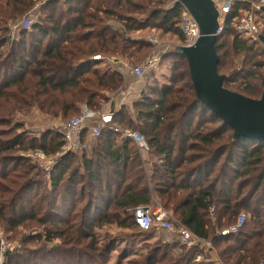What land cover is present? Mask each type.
Wrapping results in <instances>:
<instances>
[{"label": "trees", "instance_id": "1", "mask_svg": "<svg viewBox=\"0 0 264 264\" xmlns=\"http://www.w3.org/2000/svg\"><path fill=\"white\" fill-rule=\"evenodd\" d=\"M38 1L0 0V100L6 111L30 104L52 118L76 115L83 104L98 111L107 100L105 92L117 91L123 82L120 70L106 60L123 58L135 65L152 50L147 39L132 33L158 30L183 41L180 6L173 0H45L38 19L18 27L10 38L11 25ZM250 8L248 2L232 1L215 50L223 86L230 89L233 77L242 74L244 86H235L242 91L234 92L258 98L264 92V60L257 57L264 56V46L236 30L238 18ZM231 55H242L251 70L225 74L233 69ZM160 58L172 59L166 82L135 102L132 113L122 106L112 114L87 147V127L74 152L61 153L63 134L52 130L27 140L23 134L0 138V224L13 232L8 238L18 245L4 264H40L49 254L58 258L56 264H107L109 249L99 246L94 229L115 223L149 231L139 228L133 212L152 193L181 224L216 248L218 257L193 247L156 258V248L127 264L264 262V140L233 138V130L197 99L185 57L172 48ZM113 126L143 135L149 146L144 161L129 139L117 141ZM26 150L59 154L46 178H27L29 164L25 173H15L14 166L28 163L17 155ZM143 162L150 164L148 176ZM211 207L215 222L209 218ZM243 212L248 220L236 233H219ZM30 223L43 232L21 236L18 229ZM170 243L172 249L180 246L175 240L162 245ZM198 252L205 258L195 261Z\"/></svg>", "mask_w": 264, "mask_h": 264}, {"label": "rangeland", "instance_id": "2", "mask_svg": "<svg viewBox=\"0 0 264 264\" xmlns=\"http://www.w3.org/2000/svg\"><path fill=\"white\" fill-rule=\"evenodd\" d=\"M257 1V0H255ZM40 1L36 2V4L30 9V11L26 12L24 16L18 18L16 21L17 23L11 25V32H10V38H14L16 36V29L20 26H22V19L23 18H30L32 21H35L38 19L39 14L41 13L39 6H40ZM217 7L218 9L221 8V2L217 0ZM256 19L257 21H260V29L262 32H264V15L261 12L256 13ZM156 33L151 35V38L155 39L158 44H169L174 41V43L181 44V40L178 38L177 35L173 34H162L158 30H154ZM180 33V32H179ZM138 36L136 33H132L131 37ZM226 39V37H224ZM228 41V38L226 39ZM177 45V44H176ZM165 47V46H164ZM174 47V46H173ZM168 52V51H167ZM166 52V53H167ZM151 53V52H150ZM165 54V53H164ZM231 64H233V69H231L229 72H225V74H233L236 72H239L241 70H251L249 69V66L246 65L245 59L242 55H231ZM150 54L147 56L146 60L140 62L144 64L143 67V73L146 72V76H149V73L151 74L150 70H153L152 67H150L149 62L151 61ZM259 60H264V56L257 57ZM110 65H113L111 60H106ZM172 59L168 60H161V58L158 59V62L160 64L159 67V76L157 75V78L163 79V76L166 74L168 75L169 73V68H170V63ZM138 64V63H137ZM242 74H239L237 77L234 76L233 79L235 81L231 83L228 87L230 89H233L241 92L242 90H238L235 88V86L238 85H243L242 83ZM238 77L240 79H238ZM150 78L148 79V81ZM164 81V80H162ZM246 83L249 81L246 80ZM123 84V82H122ZM250 84V83H249ZM255 84V80L251 82V85ZM178 85H181L179 82ZM122 86V85H121ZM121 88V87H120ZM119 88V89H120ZM118 89V90H119ZM229 89V90H230ZM237 92V93H238ZM107 93L110 92H105L106 96ZM262 90L260 91L261 95ZM4 105L1 103L0 100V134L2 133H8L7 135L1 136L0 138H10L14 134H23L24 138L27 139H32L34 137L39 138V136L45 132V131H57L62 133V126L68 120L71 118V116H68L66 118L63 117H55L52 118L51 116H48L44 114L43 112H40L38 110V107L34 104H30V106H17V109H11L9 107L8 111L4 109ZM138 131V130H136ZM139 132V131H138ZM118 138L119 135H117ZM86 140V138H85ZM90 140H86V143L89 144ZM85 143V144H86ZM84 146V145H83ZM87 146V145H85ZM17 155L21 158H25L28 163L25 166V168H20V166H14L16 169L15 173L19 174L25 173L26 171L29 170V165L32 166V169L27 172L26 177L29 179H37V180H42L43 178H46V172L49 170L53 164L55 163V160L59 154H44L43 152L39 153L38 150H26V151H18ZM144 161V160H143ZM29 164V165H28ZM144 169L146 171V174L148 176L149 174V167L150 164L147 162H143ZM28 167V168H27ZM7 170L10 171V173L13 172V164H10L7 166ZM0 172H3V165H0ZM44 190V189H42ZM154 199V205L155 204H161V202L158 200V198L155 196L154 193L151 195V199ZM172 215V211L167 209ZM244 213V212H243ZM245 214V218L248 220V214ZM174 216V215H173ZM175 217V216H174ZM212 222H215V211L210 212V216ZM28 226L29 228H24L20 227L18 229V233L22 236H29V234H34L35 232L41 233L43 232V228L35 225L34 223H30ZM229 226V224H228ZM226 227V226H225ZM224 227V229H225ZM0 228L2 230L3 236H8L10 235L11 237L14 236L13 232L7 233L3 228L2 224H0ZM223 230V229H222ZM95 236L97 240L99 241V246H105L109 249L108 253V261L107 264H127L128 261H133V260H140L142 256L147 254L149 250H155L156 248L159 249L158 256H161L162 253L168 252V256H177L180 252H183L186 250L183 246H178V247H173L171 248L172 243H170L169 247H164L162 245L163 242L169 243L166 241V236L164 235L165 233L156 229H150L149 231L142 232L137 229H132V228H125V227H120L118 225L114 224H105L101 228L96 227L94 229ZM19 238V237H18ZM9 239V238H8ZM12 241V240H11ZM15 244V247L18 248L17 241L14 240L12 241ZM172 242V241H170ZM32 243H29V246ZM51 246V245H49ZM162 252V253H161ZM213 252L215 254V257L217 255V249L214 248ZM59 256V255H58ZM58 259L54 255H45V259L42 261L40 264H56L55 260ZM264 263V262H263ZM262 263V264H263Z\"/></svg>", "mask_w": 264, "mask_h": 264}, {"label": "built area", "instance_id": "3", "mask_svg": "<svg viewBox=\"0 0 264 264\" xmlns=\"http://www.w3.org/2000/svg\"><path fill=\"white\" fill-rule=\"evenodd\" d=\"M217 7V0H213ZM234 0H219L221 2V8L218 9L219 12V33L222 30V24L224 16L230 8V5ZM248 2L251 5L250 10L245 11L236 22L237 32L244 38L249 40H258L257 37L261 34L260 21L256 19V13L260 12V8L264 6V0H241ZM45 0H41L40 5L44 3ZM174 4L180 6V20L178 23V28L183 36V41L179 45L192 46L198 39L200 35L199 27L189 13V11L176 0H173ZM32 20L28 17L22 19V27H29ZM151 43L157 44V41L153 38H149ZM99 58V56H93V59ZM152 62V60L150 61ZM149 62V63H150ZM133 72L140 76L143 73V64L138 63L131 65ZM93 120H96L94 123ZM111 121V115L103 114L101 110H92L87 105L83 104L80 108L78 114L72 116L62 126V134L64 137V145L61 148V153L67 151H77L81 147V134L82 130L87 127L90 130L92 136L96 137L99 134V128L101 126H106ZM116 135L120 138H127L133 143L140 155L149 151V146L143 135L136 130H121L117 126L111 127ZM39 153H41L39 151ZM154 199L150 200L147 204L139 205L134 209V221L142 230L156 229L164 232L166 236V241H177L179 245L183 246L185 249H190L193 247H198L203 252L210 254L213 252V248L210 243L205 241L203 238L199 237L186 226L181 224L166 208L160 204L154 205ZM214 207L210 208V212H213ZM245 214L240 213L235 218L233 224L229 227L221 230L219 233L221 235H227L230 233H236L245 222ZM15 244L9 240L6 236H3L2 230L0 228V264H4L6 255L13 250ZM205 257L201 252L195 254V261L202 260ZM264 264V263H263Z\"/></svg>", "mask_w": 264, "mask_h": 264}, {"label": "water", "instance_id": "4", "mask_svg": "<svg viewBox=\"0 0 264 264\" xmlns=\"http://www.w3.org/2000/svg\"><path fill=\"white\" fill-rule=\"evenodd\" d=\"M195 19L200 35L194 45H177L173 52L187 60L197 99L232 130L233 138L264 140V92L250 98L223 86L225 76L217 71L215 41L219 35V12L213 0H176ZM264 15V6L260 8ZM258 41L264 46V35Z\"/></svg>", "mask_w": 264, "mask_h": 264}, {"label": "crops", "instance_id": "5", "mask_svg": "<svg viewBox=\"0 0 264 264\" xmlns=\"http://www.w3.org/2000/svg\"><path fill=\"white\" fill-rule=\"evenodd\" d=\"M136 35L134 36L136 38H145L149 41V38H151V35L156 33L154 30H141L135 32ZM150 42V41H149ZM151 43V42H150ZM178 43L170 42L169 44H155L151 43L152 50L150 53V57L152 62H150V67H152L153 70H150L151 74L149 73V76H146V72L142 73L140 76L136 75L133 70L132 66L129 63V61H126L125 59L118 58L117 60L112 57L109 60L112 61L113 65L112 67L117 68L122 73L123 77V84L121 88L115 92L107 93V100L103 101L101 104V112L103 114L111 115L118 112L122 106H127L129 111L132 113V105L139 101L143 95H147L159 86L161 83L166 82V74L163 76V79L157 78V75L159 76V67L160 64L158 62V59L164 55L167 51L174 49L175 46H177ZM165 46V47H164ZM174 46V47H173ZM143 64V63H142ZM170 65V64H169ZM144 67V64H143ZM150 80L148 81V79ZM164 80V81H162ZM96 120H93L92 123H94ZM87 135L86 140L92 139L94 136L91 135L89 128H87ZM117 141H120V138H117ZM87 145V143L85 144ZM87 147V146H86ZM144 154L140 155L142 160H144ZM210 254L215 257L214 252L210 251Z\"/></svg>", "mask_w": 264, "mask_h": 264}]
</instances>
